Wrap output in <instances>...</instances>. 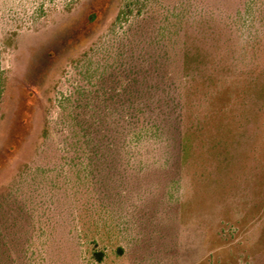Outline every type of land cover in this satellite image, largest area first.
<instances>
[{
	"label": "rangeland",
	"instance_id": "374dc122",
	"mask_svg": "<svg viewBox=\"0 0 264 264\" xmlns=\"http://www.w3.org/2000/svg\"><path fill=\"white\" fill-rule=\"evenodd\" d=\"M25 84L0 264H264V0H0V146Z\"/></svg>",
	"mask_w": 264,
	"mask_h": 264
},
{
	"label": "trees",
	"instance_id": "16d2710c",
	"mask_svg": "<svg viewBox=\"0 0 264 264\" xmlns=\"http://www.w3.org/2000/svg\"><path fill=\"white\" fill-rule=\"evenodd\" d=\"M93 16L94 13H89L87 20L93 18ZM70 37L72 38V35H70ZM56 55H58V51L56 49H48L46 52H44L42 58L40 57L38 62L35 64L37 72H45L46 70H48L47 63L49 61V58ZM22 88L23 91H26V93L27 91H31V93L28 92V95L26 94V97L24 96L19 101L18 107L16 108L15 112V126L9 128L7 137L5 138L3 145L0 146V171L4 169L11 158H14V155H16L18 151H20L24 143V139L29 133V128L23 127V125L27 122L29 115L33 111L32 106H29V100H31L34 92L32 90H29L30 88L26 84L23 85ZM92 256L96 263H101L104 258V255L101 251H93Z\"/></svg>",
	"mask_w": 264,
	"mask_h": 264
}]
</instances>
